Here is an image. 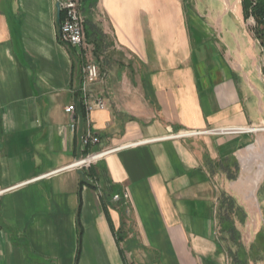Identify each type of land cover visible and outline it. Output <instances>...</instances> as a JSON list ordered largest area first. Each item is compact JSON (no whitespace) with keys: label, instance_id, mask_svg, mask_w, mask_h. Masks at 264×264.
I'll return each instance as SVG.
<instances>
[{"label":"crops","instance_id":"1","mask_svg":"<svg viewBox=\"0 0 264 264\" xmlns=\"http://www.w3.org/2000/svg\"><path fill=\"white\" fill-rule=\"evenodd\" d=\"M57 1L0 0V264H264V176L258 213L224 193L257 132L171 138L264 127V43L241 0H91L105 107L88 114Z\"/></svg>","mask_w":264,"mask_h":264},{"label":"built area","instance_id":"2","mask_svg":"<svg viewBox=\"0 0 264 264\" xmlns=\"http://www.w3.org/2000/svg\"><path fill=\"white\" fill-rule=\"evenodd\" d=\"M58 7L62 18L59 23V41L63 45L74 48L77 53L82 56V53L86 55L87 44L84 35V17L81 12L80 0H58ZM264 23V18H263ZM101 74L98 66L85 60L82 67V78L80 83V93L82 94V104L84 106L86 114L93 110H102L105 107V103L102 97H93L89 93L91 85L100 80ZM75 110L74 105L66 108L68 114H73ZM74 124H71V129H74ZM261 127H241V128H215L204 131H184L172 135L171 138H188L196 137L199 135H225V134H238V133H252L263 130ZM99 139L95 136L91 130H87L82 137L81 147L84 150L89 145H97ZM111 152V150L101 151L86 156L69 166L71 169H82L89 167L97 159L101 158L104 154ZM118 197H114L113 201H117Z\"/></svg>","mask_w":264,"mask_h":264},{"label":"rangeland","instance_id":"3","mask_svg":"<svg viewBox=\"0 0 264 264\" xmlns=\"http://www.w3.org/2000/svg\"><path fill=\"white\" fill-rule=\"evenodd\" d=\"M80 5L82 6L81 0H80ZM216 5L218 6L219 4L217 2H214L213 3V6L214 7H217ZM190 6H192V4H190ZM202 6H203V4L201 2H199L198 3V8L199 9H202L203 8ZM83 7L84 8L86 7V4L85 3H83ZM219 7L221 8V5ZM83 10H82V7H81L82 16L84 17V25H83V28H84V35H85L86 18H85V15L83 13L84 12ZM85 11H86V9H85ZM85 13L87 14V12H85ZM225 18H227V16H225ZM60 20H61V18H60ZM58 30H59V28H58ZM67 47H69V46H67ZM69 48L74 49L72 47H69ZM100 56H102V57H100ZM100 56L96 59L95 56L93 55V57H94L93 60H97V62L100 63V66H99L100 69L105 68L104 62L106 61V58L108 56H109V59H111V61H113V62L115 61L113 59V57L110 56L109 54L106 55V56H104V55H100ZM80 57L83 58V60H82L83 63L81 62V78H82V67H83V64H84V62H85V60L87 58H86V55H84L83 53H82V56H80ZM261 128H264V127H261ZM263 131H264V129L263 130H260V131H257V133H256L257 139H256V142L252 146V147H254L255 152H258V153H256L258 156H260L262 154V148H263V143H264V132ZM247 149L248 148L243 149L240 152V155L246 156L248 154ZM261 162H262L261 160H257L255 162L253 161V162L250 163V167L247 166L248 168H244L242 162L240 161L241 171L239 173H236V182L233 185H231L230 187H227L226 190H225L226 192H224L226 196L233 197V199L235 201V204H237L236 205V207H237L236 210H238V205H239L240 207H242L247 212H256V213L259 212L258 204L256 203V193H257V188H258L259 182L256 185V190H255V194H254L255 200L252 199L251 202L248 201L246 199V195L249 192L247 189L250 190V188L253 185V183H252L253 181L252 180L255 179L256 173L258 171V166L261 164ZM263 194H264V188L257 195V197H258L259 200L262 198V195ZM228 208L231 209L232 208V204L225 205V210H227ZM258 224H259V221H258ZM253 227H254V222H253V226H252L251 230H253ZM250 234H254V232L249 233L248 232V229L245 228V231H243V242H244V244L246 246L249 243V238H252V236Z\"/></svg>","mask_w":264,"mask_h":264},{"label":"trees","instance_id":"4","mask_svg":"<svg viewBox=\"0 0 264 264\" xmlns=\"http://www.w3.org/2000/svg\"><path fill=\"white\" fill-rule=\"evenodd\" d=\"M91 0H81L82 10L85 11L86 8L90 5ZM83 3L86 4V7H83ZM241 6L244 18L252 17L256 22V37L262 43H264V0H241ZM60 18L62 14L60 13ZM85 33L88 38H92L95 34L94 26L91 25L89 21L86 22Z\"/></svg>","mask_w":264,"mask_h":264},{"label":"bare ground","instance_id":"5","mask_svg":"<svg viewBox=\"0 0 264 264\" xmlns=\"http://www.w3.org/2000/svg\"><path fill=\"white\" fill-rule=\"evenodd\" d=\"M264 132V131H263ZM248 151V154L246 156H243L241 158V161H242V164L244 166V168H248L247 167V164L249 162H252V161H257V160H261V164L258 166V171L256 173V177L254 180H252L253 182V185L252 187L249 189H247L249 192L248 194L246 195V199L248 201H252V199H254V191H255V185L261 180V178L264 176V143H263V148H262V154L260 156H258L256 153L258 152H255V149L254 147H249L247 149ZM257 151V150H256ZM245 195V194H244Z\"/></svg>","mask_w":264,"mask_h":264},{"label":"water","instance_id":"6","mask_svg":"<svg viewBox=\"0 0 264 264\" xmlns=\"http://www.w3.org/2000/svg\"><path fill=\"white\" fill-rule=\"evenodd\" d=\"M56 10H57L56 23H57V26H59V22H60V10H59L58 4L56 5Z\"/></svg>","mask_w":264,"mask_h":264}]
</instances>
